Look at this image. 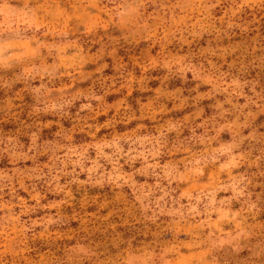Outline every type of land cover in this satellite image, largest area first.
<instances>
[{
	"label": "clouds",
	"instance_id": "1",
	"mask_svg": "<svg viewBox=\"0 0 264 264\" xmlns=\"http://www.w3.org/2000/svg\"><path fill=\"white\" fill-rule=\"evenodd\" d=\"M149 45L136 66L191 83L194 110L152 128L159 111L108 119L105 58L130 84L116 58ZM97 64L100 90L84 71ZM0 87H23L36 118L0 130V264H264V0H0ZM157 95L189 105L179 89ZM0 111L7 124L12 98ZM41 116L58 121L51 137ZM77 192L97 230L115 232V216L139 226L140 243L116 238L110 252L73 238L60 255L41 251Z\"/></svg>",
	"mask_w": 264,
	"mask_h": 264
},
{
	"label": "rangeland",
	"instance_id": "2",
	"mask_svg": "<svg viewBox=\"0 0 264 264\" xmlns=\"http://www.w3.org/2000/svg\"><path fill=\"white\" fill-rule=\"evenodd\" d=\"M151 54V46L149 45V47L141 46L139 51L134 48H125L124 53L117 56V60L126 62L128 64L129 71L135 78L130 84L126 83V80L124 78H120L119 73H116L114 71L113 61L109 60L107 57L105 58L104 62L107 63L108 67L102 73V75L105 79L108 80L109 84L111 83L112 78H115L116 80V85L111 89V94L107 95L105 98V104L109 106V109L107 111L108 119H111L113 117H115L116 119H120L122 117L130 116L133 114L139 116L142 111H159V115L156 116L154 122L148 124V127L152 128L155 125H158L161 121L170 118L176 120H184L194 110L191 107V96L193 95L191 91V83L184 84L179 79H169L165 81L163 71L154 70L147 73H142L140 68L136 66L138 62L144 63ZM99 66V64H97L96 67H92L90 65L84 70L91 76L89 84L91 86H95L97 90H100V74L97 73V68ZM142 75L147 77V83H145L143 86L136 83V80L140 79ZM125 76H127V73H125ZM61 83L68 84L70 83V81L65 79ZM82 87H87V85L76 82L75 88L79 89ZM159 89H164L166 91H175L179 89L185 96L189 98V105L185 106V108L183 109H175L174 105L178 103V101L170 100L169 98L162 95H157ZM6 98H12L14 103L15 115H9L7 118V124H5V113L3 111H0V130H9L14 132L25 122L34 125L36 118L30 116L33 101L30 98L29 94L23 89V87L13 89L0 87V106L3 105ZM121 103L127 106V112H125L123 109H120V111L117 112V109L115 107H112V105H119ZM213 103L214 102H201L198 107L203 110L205 116H209L212 114L211 110ZM76 107H78V104ZM75 112L76 109L74 108L73 117H75ZM81 115L85 114L81 113ZM39 119L50 125V127H48L43 132V136L51 137L57 130V119L52 116H41L39 117ZM105 120V115L101 114V112L98 111L96 114L95 122L97 124H103ZM64 124L67 126L68 121H64ZM258 126L264 128V120H262ZM184 135H189L187 129L185 130ZM222 138L228 139V136L225 135ZM77 139L80 141H84L87 140L88 137L86 135H80L77 137ZM97 191L98 190H90L89 196H95L97 194ZM82 195L83 193L77 192L72 206L64 207L63 213L66 217L67 223L61 226L58 229L57 234L54 235L49 241L39 242L41 251H43L44 247L47 245L48 255H60L62 249L67 246V244L73 238L78 240L86 239L98 246L109 248L110 252L115 251L114 249L110 248V241L116 238H122L124 240H134L137 243H140V241L138 240V237L140 235L139 226L129 225L120 227V222L115 216L113 217V222L118 224L117 230L115 232H105L102 229L97 230L95 227L96 222L90 219V214L91 212L96 211V206L90 205L87 209L81 207L80 200ZM52 198V196H49V199ZM99 199L101 201H112L113 195L110 191L105 190L100 193ZM100 214L103 215L104 213L101 212ZM86 217H89L87 223H85ZM261 223L264 224V219L261 220Z\"/></svg>",
	"mask_w": 264,
	"mask_h": 264
}]
</instances>
